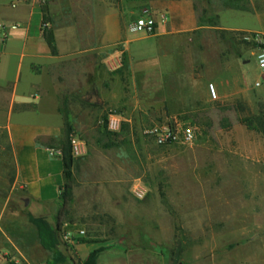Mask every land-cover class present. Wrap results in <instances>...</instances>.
I'll list each match as a JSON object with an SVG mask.
<instances>
[{
	"label": "rangeland",
	"instance_id": "1",
	"mask_svg": "<svg viewBox=\"0 0 264 264\" xmlns=\"http://www.w3.org/2000/svg\"><path fill=\"white\" fill-rule=\"evenodd\" d=\"M209 1L194 0L213 22L216 0ZM244 1L264 10V0ZM183 9L187 13V4ZM229 21L261 23L247 12ZM213 44L218 52L209 54V73H220L221 57L224 91L203 101L194 88V108L187 109V89L186 101H169L163 108L152 100L153 86L128 83L123 65L99 71L97 96H83L82 84L75 95L65 96L61 109L71 131L57 146H70L74 135L86 152L74 157L66 212L60 218L58 210L45 214L54 229L60 223L56 245L47 248L46 260L34 253L30 264H84L97 248L96 264H264V82L253 84L254 45L241 33ZM104 73L119 81L109 82ZM206 83L216 89L211 80ZM115 110L127 120L109 131L103 122ZM174 119L195 126L194 141L156 145L145 130ZM137 181L147 189L142 199L131 193ZM0 264L23 261L8 256Z\"/></svg>",
	"mask_w": 264,
	"mask_h": 264
},
{
	"label": "crops",
	"instance_id": "2",
	"mask_svg": "<svg viewBox=\"0 0 264 264\" xmlns=\"http://www.w3.org/2000/svg\"><path fill=\"white\" fill-rule=\"evenodd\" d=\"M213 4L216 25L203 21V9L194 0H0V262L10 256L30 264L34 253L47 259L49 250L33 217L45 218L61 206L63 161L55 150L68 122L61 101L75 95L80 84L83 96H97L102 84L98 73L106 61L119 58L130 85L153 86L148 88L154 89L152 100L163 108L169 101H186V89L187 109L197 106L194 88L207 101L208 80L217 97L223 93L221 57L216 62L220 73H209V54L218 52L213 43L235 31H264V10L224 7L220 0ZM140 9L155 16L154 32L129 30L135 18L130 14ZM237 12L255 15L260 25L230 22ZM43 17L55 53L41 29ZM256 70L257 78V65ZM87 74L92 81L85 79ZM107 80L119 81L115 76ZM113 112L122 123L127 120Z\"/></svg>",
	"mask_w": 264,
	"mask_h": 264
},
{
	"label": "built area",
	"instance_id": "3",
	"mask_svg": "<svg viewBox=\"0 0 264 264\" xmlns=\"http://www.w3.org/2000/svg\"><path fill=\"white\" fill-rule=\"evenodd\" d=\"M44 2L46 0H37ZM164 18L163 15H161ZM156 18L153 14L143 11L140 15L129 22L128 28L133 32L152 33L155 30ZM49 27V22L42 18L41 29ZM242 38L254 45L255 62L258 67V77L254 81V86H259L264 82V31H245ZM108 68L119 66V58H113L106 61ZM207 90L210 99L217 98V92L213 83L207 84ZM122 124V118L116 112H109L103 122L104 127L109 131H118ZM156 145L169 144H191L194 141L196 128L190 123H181L174 120H167L154 124L145 130ZM70 153L72 157H79L85 154L86 146L82 139L77 136H70ZM55 153L59 154L58 150ZM131 193L137 199H142L147 193L146 187L139 181L133 182Z\"/></svg>",
	"mask_w": 264,
	"mask_h": 264
},
{
	"label": "trees",
	"instance_id": "4",
	"mask_svg": "<svg viewBox=\"0 0 264 264\" xmlns=\"http://www.w3.org/2000/svg\"><path fill=\"white\" fill-rule=\"evenodd\" d=\"M222 5L224 7L235 8V9L244 10V11L254 10V8L249 6L248 3L245 2L244 0H223ZM43 19L45 18L43 17ZM203 21L204 22L207 21L208 23H211L206 18ZM214 23L215 22H213L210 25H216ZM43 31H46L43 35L50 47L51 52L55 53L56 49H55V44H54L52 33L50 31H47L46 28L43 29ZM235 32L241 33V34L244 33L241 31H235ZM65 126H66L65 132L66 134H69L71 130L68 127L67 122H65ZM59 155L61 156L62 161H63L64 182H63V185L61 187V192H60L61 206L58 210V215H57L58 218H60L61 215L64 214V212H66V209L70 201L71 188H72L70 178H71V168H72L73 160H74V157H72L70 153V146L60 147ZM33 221L39 228V235H40L41 243L43 244V246H45L46 248L52 249L56 245L55 230H58L60 223H58L57 227L54 229L48 223V221L42 216L33 217ZM99 251L100 249L97 248V249L92 250L90 253H88L84 261V264H96V258H97V254Z\"/></svg>",
	"mask_w": 264,
	"mask_h": 264
},
{
	"label": "water",
	"instance_id": "5",
	"mask_svg": "<svg viewBox=\"0 0 264 264\" xmlns=\"http://www.w3.org/2000/svg\"><path fill=\"white\" fill-rule=\"evenodd\" d=\"M177 264H182L181 262L177 263Z\"/></svg>",
	"mask_w": 264,
	"mask_h": 264
}]
</instances>
